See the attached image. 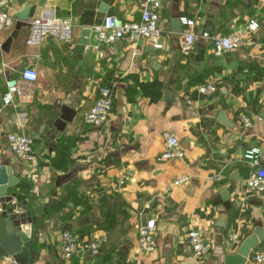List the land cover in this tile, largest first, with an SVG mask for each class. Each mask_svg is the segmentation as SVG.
Here are the masks:
<instances>
[{
  "label": "crops",
  "instance_id": "1",
  "mask_svg": "<svg viewBox=\"0 0 264 264\" xmlns=\"http://www.w3.org/2000/svg\"><path fill=\"white\" fill-rule=\"evenodd\" d=\"M163 1L162 49L147 38H127L88 46L81 60L75 49L84 30H98L110 16L139 21L146 0H27L23 5L14 0L9 6L12 18L26 4L30 12L10 52L2 53L0 165H12L20 180L18 202H27L32 212L35 264H224L257 223L264 227V196L247 187L254 166L245 157L257 149L264 162V3ZM47 12L73 25L70 45L55 38L40 46L27 44L31 22ZM177 16L183 20L178 35L170 32ZM185 19L196 25H186ZM252 20L260 28L236 52L218 57L210 40H200L189 52L183 49L188 32H247ZM15 24L3 30L0 47ZM27 67L36 69L38 80L21 82L24 95L5 107L7 81ZM208 83L217 91L201 94L199 87ZM104 87L114 94L110 120L102 127L88 126L84 115ZM62 106L77 113L58 132L47 124L48 114ZM221 114L232 128L220 121ZM242 116L257 117L254 128L242 125ZM20 119L25 123L19 129ZM16 131L32 138L37 162L28 164L12 153L9 135ZM167 131L179 138L184 159L160 160ZM126 174L131 177L122 185ZM218 175L224 180L216 181ZM184 176L190 177L187 183L167 190ZM149 220L157 224L158 250L146 254L140 251L138 231ZM65 230L99 240L100 252L67 261L61 241ZM193 230L213 242L206 258L193 254L188 241ZM233 233L242 241L231 242Z\"/></svg>",
  "mask_w": 264,
  "mask_h": 264
},
{
  "label": "built area",
  "instance_id": "2",
  "mask_svg": "<svg viewBox=\"0 0 264 264\" xmlns=\"http://www.w3.org/2000/svg\"><path fill=\"white\" fill-rule=\"evenodd\" d=\"M14 0H0V36L6 27L13 25V18L9 13V6ZM264 3V0H259ZM162 4L158 0H146L142 17L139 21H124L117 17H107L104 24L98 28L100 33V45H109L127 38H147L156 49H162L161 38L163 30L159 26L161 20L160 10ZM185 24L194 27V20L185 19ZM260 28L257 20H252L248 26L247 32H233L228 35H212L208 31L201 33L188 32L184 36L183 49L186 52L192 50L200 40H210L213 44V52L221 57L227 53L236 52L246 44L248 34L255 33ZM48 38H55L67 45H70L74 39V27L69 22L62 21L55 14L47 12L42 17L33 20L30 24V36L27 40L29 46H40ZM38 80V72L35 68H25L18 78H11L6 83V93L3 97L4 106L11 105L16 99L24 95V89L21 82L34 83ZM217 91L213 84H205L199 87V92L203 95H212ZM113 90L104 87L100 90V95L94 105L84 115V122L91 127L105 126L113 111ZM257 117L242 116L240 122L247 129H252L256 125ZM24 120L16 121V127L19 129L24 126ZM264 127V125H263ZM164 151L160 160H182L185 158L179 138L171 133L164 132ZM9 145L12 153L22 161L33 164L37 162L38 156L35 153L33 140L30 136L21 132H13L9 135ZM250 160L254 170L246 180L247 187L259 195L264 196V162H262L259 150L253 149L245 155ZM131 175H124L120 183L126 184ZM223 175H218L216 181L224 180ZM189 176L175 179L169 186L168 191L187 183ZM158 230L155 220H149L139 226L138 245L140 251L146 254L155 253L158 250ZM231 242L239 243L242 237L239 233H233L230 237ZM63 257L67 261H83L89 256L97 255L101 250V242L95 239L82 238L69 230L62 232L61 236ZM189 244L196 258H206L213 250V242L206 233L193 230L188 236ZM250 260L256 264H264V248L255 253Z\"/></svg>",
  "mask_w": 264,
  "mask_h": 264
},
{
  "label": "water",
  "instance_id": "3",
  "mask_svg": "<svg viewBox=\"0 0 264 264\" xmlns=\"http://www.w3.org/2000/svg\"><path fill=\"white\" fill-rule=\"evenodd\" d=\"M21 5L27 0H18ZM164 4L163 0H158ZM30 6L26 4L24 11L13 18L16 21L11 35L0 47V64L2 53L10 52L12 44L18 39L20 29L24 22L29 20ZM160 26V23H159ZM170 32L181 34L183 32V20L177 16L172 19ZM88 46H100V33L97 29H86L82 32L75 53L78 59H82ZM76 111L68 106H62L48 114L50 119L47 124L62 132L68 124L73 123ZM220 121L227 127H233L225 114L220 115ZM20 180L15 176L12 165H0V264H35L39 255L34 251L37 240L33 238V218L27 202H18V192L15 191ZM226 195V194H225ZM223 194V196L225 197ZM264 244L263 223H257L253 234L247 237L239 248L232 254L224 257V264H256L250 258L256 249ZM233 249V246L230 248Z\"/></svg>",
  "mask_w": 264,
  "mask_h": 264
}]
</instances>
